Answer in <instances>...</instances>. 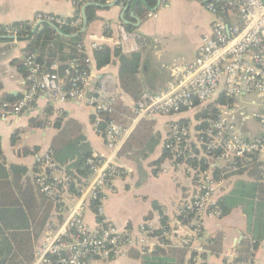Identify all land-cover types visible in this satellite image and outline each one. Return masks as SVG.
<instances>
[{"label":"crops","instance_id":"crops-1","mask_svg":"<svg viewBox=\"0 0 264 264\" xmlns=\"http://www.w3.org/2000/svg\"><path fill=\"white\" fill-rule=\"evenodd\" d=\"M85 7V4L82 5L80 14L82 19L84 13L87 20L83 9ZM39 13L68 19L74 17L75 7L66 0H0L1 27L27 23L32 30L39 23L36 20ZM90 14L93 16L92 20H87L85 27L81 21L79 29L83 34L82 41L86 44L97 41L103 47L113 50L124 42L125 28H132L133 35L125 40L123 50L139 51L137 76L143 91L149 93L165 89L171 81L169 69L172 63L195 59L201 38L210 33L212 20L204 4L198 0H161L159 6L157 0H113L94 7ZM59 36L44 46V54L54 53L53 62L63 64L70 60L72 50L66 40L67 36L63 33ZM134 36L146 41L138 45ZM27 45L26 39H13L8 35L0 38V114L2 101H14L26 90L22 58ZM89 54L92 58L94 81L106 76L113 81L115 99L121 102L122 111L129 113L127 117L130 121L127 125H130L134 100L119 85V59L112 56L109 63L97 66L94 52ZM230 103L236 113L237 131L246 138L259 136L261 128L252 113L260 109V99L240 93ZM190 116V112H182L154 118V128L160 132L162 140L149 157L141 160L138 169L127 153H116L115 161L122 173L112 180L110 189L104 194L105 216L119 229L136 232L141 224L150 223L154 232L162 230L160 236H165L164 241H159V236L155 234L153 248L163 247L168 256L172 251L171 255L176 259L182 255V264H221L229 251L234 249L239 253L237 247L245 246V242L248 244L247 240L251 237L248 220L242 209L232 208L224 216H203L200 236L191 248L183 246L178 238L188 232V228L184 224L176 225L181 220L179 209L197 192L198 182L193 171H189L184 162L175 163L174 158H166L159 165H154L162 153L170 124L182 119L181 125L189 130L188 125L192 122ZM193 118L195 119V113ZM69 120L80 126L92 151L105 155L109 153L105 140L95 129L97 116L90 107L77 99L57 102L39 97L20 115L5 119L0 117V145L5 165H24L27 168L26 177L34 182L35 159L51 150L53 138ZM195 121L198 122L196 119ZM193 131L196 135L193 144L200 149L201 143L195 126ZM210 163L206 169L212 172L213 165L223 173L236 170V166L230 161L215 163L211 160ZM250 173L246 169L240 174L217 180L215 199L228 193L237 180L252 181ZM47 207L45 224L35 243V249L48 229L57 225L64 217L65 210L62 207L53 202L48 203ZM93 211L90 208L86 212L85 221L90 228L95 229L97 216ZM198 246H202L205 252H197ZM144 249L146 248L131 247L118 258L102 262L99 259H89L86 264H142L136 253ZM253 264H264V239L255 248Z\"/></svg>","mask_w":264,"mask_h":264},{"label":"built area","instance_id":"built-area-1","mask_svg":"<svg viewBox=\"0 0 264 264\" xmlns=\"http://www.w3.org/2000/svg\"><path fill=\"white\" fill-rule=\"evenodd\" d=\"M75 8L87 3L107 4L113 0H66ZM211 14L210 33L201 38L194 60L176 61L170 65L171 81L156 93L143 91L133 103V117L130 125H123L114 118V106L101 97L102 85L94 81L92 58L89 52L103 48L100 42L89 44L80 41L77 49L84 59L67 61L59 73V62L48 65L40 63L35 53L25 52L22 65L25 70L26 90L14 101H2L0 117L5 119L20 115L39 97L57 102L80 100L97 116H109L99 130L109 153L92 151L85 165L89 172L77 192L69 191L72 177L65 166L58 164L49 149L38 156L34 182L39 192L54 204L62 207L64 217L57 225L50 227L38 243L31 264H86L89 259L110 260L118 258L131 247L152 249L154 227L141 224L136 232L119 229L105 216L104 194L110 189L112 180L121 175L122 169L115 161L116 153L133 126L141 118L173 116L182 112H193L214 101L219 95L232 100L240 93L254 95L261 101L260 109L252 113L261 128V134L246 138L237 131L235 110L231 103L218 106L216 115L206 120L199 141L207 151L218 154L208 156L215 163L234 162L240 159L260 162L264 179V0H198ZM37 22L54 24L56 27L71 24L81 26V14L67 18L53 14L39 13ZM3 28L4 35L16 37V29ZM170 130L177 140L187 136L188 128L172 122ZM169 147V146H167ZM175 157L177 146H171ZM204 154V152H203ZM196 177L197 192L179 209L185 220L176 225H185L188 232L178 239L180 244L191 248L201 234L203 216H219L216 205V180L210 169L187 165ZM94 204L97 216L96 227L92 229L85 221V214ZM185 221V222H184ZM246 258H237L232 249L221 264H253L255 246L248 238ZM197 252H205L198 246ZM145 249V250H146Z\"/></svg>","mask_w":264,"mask_h":264},{"label":"trees","instance_id":"trees-1","mask_svg":"<svg viewBox=\"0 0 264 264\" xmlns=\"http://www.w3.org/2000/svg\"><path fill=\"white\" fill-rule=\"evenodd\" d=\"M119 1L117 0V2ZM81 9L82 5L76 7L75 15L79 14ZM83 9L87 20H92L93 16L90 14V11L94 10V7L86 6ZM72 19L73 17L68 18V22ZM12 27L16 29L17 39L28 40L27 52L35 53L38 61L44 65L53 62L55 58L54 53L50 54L48 52L44 54V46L55 38L60 37L52 27L43 22L41 30H35L31 36H28L31 32V26L27 23H15ZM58 28L67 36L66 40L72 50V55L68 61L81 62L84 59V54L76 47V44L82 41L83 34L79 31L80 27L69 23L58 26ZM131 31L132 28H125L123 33L124 42H122L121 46L115 47L113 50L103 47L100 50L94 51V54L97 66L109 63L112 56L119 59V85L135 101L143 91L141 82L137 76L140 53L139 51L124 52L123 50L125 40L133 35ZM3 35V28H0V38ZM135 37L138 45L146 41L138 36ZM66 62L60 63L59 73H62ZM97 83L102 85V99L113 104L115 110L114 117L121 124L127 125L130 121L127 117L129 113L125 110L123 112L121 102L119 103L115 99L113 81L106 76L97 81ZM227 103H230V100H226L223 95H219L206 106L198 107L199 111L195 114V119L198 121L195 125L196 131H201L206 124V120L216 115L219 105ZM99 117V129L97 132L103 128L109 119V116L104 113L100 114ZM181 122L182 119L175 122L179 132L183 127ZM154 125V118H141L128 134L121 148L117 151V155L127 153L130 159L136 163L138 169L141 160L149 157L162 140L160 132L155 130ZM178 136L181 137L179 140L176 138L177 135H174L169 130L162 153L154 162V165H159L162 160L173 157L171 146H177L178 148L175 152V157H173L175 163L184 162L186 165L201 169H205L211 164V159H207L208 156L215 157L218 154L217 150L207 151L202 144H200L199 149L193 142L190 143L193 152L189 153V149L185 146L187 137L181 136V133ZM200 136L201 134L198 133V140ZM51 151L54 160L58 164L65 166L66 172L72 177L69 191L77 192L89 178L85 161L92 152L91 147L81 133L80 126L74 121H67L65 126L53 138ZM232 164L236 166V170L226 173H223L219 167H213V165L214 179L217 181L232 174H240L244 170L249 169L253 180H237L228 193L216 200L219 216L226 215L232 208L240 207L247 217L251 239L254 242L253 245L257 248L264 239V179L259 170L260 162L256 159H253L251 162L235 159ZM26 172L27 168L24 165H5L0 145V264H31L35 252V243L45 224L47 206L51 201L39 192L33 180L26 177ZM91 209L95 211L94 204H91ZM179 218L185 220L181 215H179ZM161 233L162 230H157L153 232V235H158V240L164 241L165 236H160ZM237 249L239 250L237 258L247 257L248 245L246 242L245 246H238ZM171 252L168 256L163 247L155 246L150 251L145 249L137 251L136 256L141 260L142 264H182V255L176 259L175 256L171 255Z\"/></svg>","mask_w":264,"mask_h":264},{"label":"rangeland","instance_id":"rangeland-1","mask_svg":"<svg viewBox=\"0 0 264 264\" xmlns=\"http://www.w3.org/2000/svg\"><path fill=\"white\" fill-rule=\"evenodd\" d=\"M198 111H199V109L198 110H194L193 112H190L191 113L190 119L192 120V122L191 123L189 122L190 123L188 125L189 130H188V132H187L188 134L186 136L187 139L185 140L186 141V145L185 146L189 149V153H192L193 152V149H191L190 143H192V142H194L196 140L195 131H193V130H194V126L197 124V122L195 121V119L193 118V116H194V113L196 114ZM99 260H100V262L106 261L105 259H99Z\"/></svg>","mask_w":264,"mask_h":264},{"label":"water","instance_id":"water-1","mask_svg":"<svg viewBox=\"0 0 264 264\" xmlns=\"http://www.w3.org/2000/svg\"><path fill=\"white\" fill-rule=\"evenodd\" d=\"M160 1H161V0H157V4H158V6L160 5ZM85 6L99 7V6H101V4H97V3H87V4H85ZM148 9L151 10V8H149V7H148ZM47 24H48L50 27H52V28L56 31V33L62 35L60 29L57 28L54 24H51V23H47ZM82 24H83V27H85L86 24H87V20H86V18H85L84 13L82 14ZM41 27H42V23L40 22V23H38L37 25H35V26L33 27V29L31 30V33H30V34H32V33L34 32L35 29L40 30ZM12 38H13V37H12Z\"/></svg>","mask_w":264,"mask_h":264},{"label":"bare ground","instance_id":"bare-ground-1","mask_svg":"<svg viewBox=\"0 0 264 264\" xmlns=\"http://www.w3.org/2000/svg\"><path fill=\"white\" fill-rule=\"evenodd\" d=\"M1 27V26H0ZM92 210H94V209H92ZM91 211V210H90ZM94 212V211H93Z\"/></svg>","mask_w":264,"mask_h":264}]
</instances>
